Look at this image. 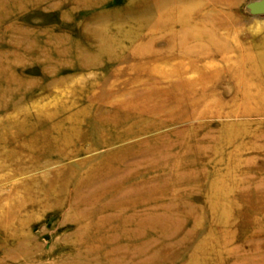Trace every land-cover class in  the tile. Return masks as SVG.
<instances>
[{"label": "rangeland", "instance_id": "1", "mask_svg": "<svg viewBox=\"0 0 264 264\" xmlns=\"http://www.w3.org/2000/svg\"><path fill=\"white\" fill-rule=\"evenodd\" d=\"M203 1L264 51L259 0ZM158 3L0 0V264H264V86L216 57L187 100L144 92L178 62L121 42Z\"/></svg>", "mask_w": 264, "mask_h": 264}, {"label": "bare ground", "instance_id": "2", "mask_svg": "<svg viewBox=\"0 0 264 264\" xmlns=\"http://www.w3.org/2000/svg\"><path fill=\"white\" fill-rule=\"evenodd\" d=\"M170 2L171 3L174 2V6H172L171 3L169 4V6L167 5V3L166 4L158 3L149 8L144 9L142 13H139V15L142 14V17H140L139 20H137L135 24L132 25L131 27L127 26L128 27L127 29H129L128 31H126L128 33L127 37L121 42V46L132 47L131 53H132V57L134 58L141 59L143 57H147L145 60H147L148 62L160 60V61H163L164 63H169V64L172 59L178 62L177 65L175 63L173 66L171 67L169 66L170 68L168 67L163 70H160L158 67L159 70H157L158 71L157 78L156 76H152L155 82H153L152 84H149L148 86L146 85L147 87L152 86L155 89L152 88L151 90L149 91L145 90L144 92L149 93L151 91H154L155 92L154 94L160 97L161 95L166 97V95L171 96L172 94L173 98L176 95L181 94L182 96L186 97V100H187V97L190 95V93L192 92L194 88L193 86L194 83H193V80L192 82L190 81L188 82L187 80H185L184 79L185 75L189 71L195 72L196 70H198L200 72H203L202 69H200V67H198L197 65L199 61L206 60V59L213 61L216 57H219L220 60L224 64L229 65L227 73H229L230 78L235 80L237 83L239 82L241 83L239 84V97L243 101L255 100V97L250 92V89L248 88V86L251 85L253 81L255 82L257 81L260 85L264 86V51L260 49H255L254 51L252 49L253 45L248 46L250 48H247V47L242 48L241 46L239 47L233 46L229 42H226L225 39H223L221 36L217 35L215 33L216 31H214L215 29H222V28L224 29L227 26L232 25V22L234 21L230 20L224 15L214 14L211 12V10H202L201 8L204 4L203 0H170ZM204 27H206L207 29H204ZM159 35L160 37L165 36V38L167 39V40L165 39V41L167 42L166 48L162 50L155 49V47L158 45ZM233 53L234 55L230 56V54H233ZM220 69H222V67ZM217 70H218V66H217ZM216 76H217V73H216ZM199 77H201V74ZM211 77L213 79L215 77V74L214 75L212 74ZM143 80L144 82L146 81L145 84H148L147 81H149L150 79L147 78V80L145 79ZM260 85H258V87ZM205 88L207 89V87ZM205 93L206 92L202 90L200 97L203 98V96L206 95ZM142 96H144V94ZM152 96L154 97L153 94ZM148 98H150V96ZM177 98H179V96ZM141 100H138V101L141 102ZM133 104L135 103L133 102ZM132 106H133L132 104L131 106L129 105V107L131 108ZM136 106H137V102H136ZM235 106H237V104ZM145 108L146 107H144V110H146ZM190 108H191V105L189 106V110ZM218 108L220 109V107ZM218 108L217 109L214 108V110H210V111L206 110L205 113L207 115L210 113L212 114V116L215 114H219L220 110ZM139 109L143 110L141 106ZM245 111H248V110H245ZM246 115H249V114L247 113ZM227 127L228 126L226 125V128ZM231 128H233V126H231ZM231 135L233 136V134ZM191 150L193 151V149ZM230 156H234V154H231ZM199 168H196V169H198L199 171ZM204 171L206 172V170ZM209 250H210V247H209Z\"/></svg>", "mask_w": 264, "mask_h": 264}, {"label": "water", "instance_id": "3", "mask_svg": "<svg viewBox=\"0 0 264 264\" xmlns=\"http://www.w3.org/2000/svg\"><path fill=\"white\" fill-rule=\"evenodd\" d=\"M251 7L252 11L255 13L264 12V0L254 2Z\"/></svg>", "mask_w": 264, "mask_h": 264}]
</instances>
